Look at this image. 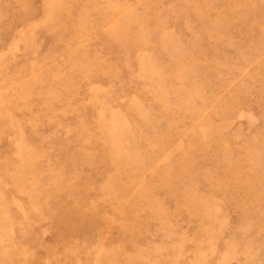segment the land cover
Masks as SVG:
<instances>
[{
  "label": "rangeland",
  "instance_id": "374dc122",
  "mask_svg": "<svg viewBox=\"0 0 264 264\" xmlns=\"http://www.w3.org/2000/svg\"><path fill=\"white\" fill-rule=\"evenodd\" d=\"M0 264H264V0H0Z\"/></svg>",
  "mask_w": 264,
  "mask_h": 264
}]
</instances>
